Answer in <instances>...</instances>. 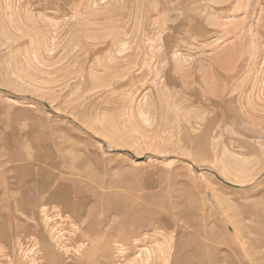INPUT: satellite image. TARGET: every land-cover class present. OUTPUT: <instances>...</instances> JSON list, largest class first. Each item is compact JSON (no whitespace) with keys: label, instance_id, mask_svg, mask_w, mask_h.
Here are the masks:
<instances>
[{"label":"rangeland","instance_id":"1","mask_svg":"<svg viewBox=\"0 0 264 264\" xmlns=\"http://www.w3.org/2000/svg\"><path fill=\"white\" fill-rule=\"evenodd\" d=\"M0 264H264V0H0Z\"/></svg>","mask_w":264,"mask_h":264},{"label":"bare ground","instance_id":"2","mask_svg":"<svg viewBox=\"0 0 264 264\" xmlns=\"http://www.w3.org/2000/svg\"><path fill=\"white\" fill-rule=\"evenodd\" d=\"M197 1V0H196ZM193 2V1H192ZM186 13V12H185ZM189 17V16H188ZM191 20V19H190ZM198 23V22H197ZM196 24V23H195ZM39 185V184H38ZM72 186V185H71ZM48 188V187H47ZM42 198V197H41ZM44 198V197H43ZM48 201V200H47ZM106 211V210H105ZM124 216H126V215H124ZM140 227V226H139ZM137 235V234H136ZM132 240V239H131ZM136 240H137V238H136ZM138 241V240H137ZM126 242V241H125ZM124 242V243H125ZM134 246V245H133ZM136 246V245H135ZM131 253V252H130ZM141 260V259H140Z\"/></svg>","mask_w":264,"mask_h":264}]
</instances>
